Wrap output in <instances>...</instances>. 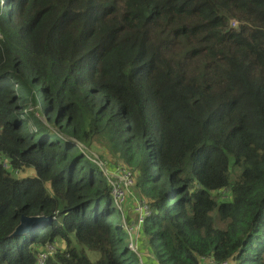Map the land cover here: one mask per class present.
<instances>
[{"label": "trees", "instance_id": "obj_1", "mask_svg": "<svg viewBox=\"0 0 264 264\" xmlns=\"http://www.w3.org/2000/svg\"><path fill=\"white\" fill-rule=\"evenodd\" d=\"M94 143L150 202L141 258ZM49 246L44 264H264V0H0V264Z\"/></svg>", "mask_w": 264, "mask_h": 264}, {"label": "rangeland", "instance_id": "obj_2", "mask_svg": "<svg viewBox=\"0 0 264 264\" xmlns=\"http://www.w3.org/2000/svg\"><path fill=\"white\" fill-rule=\"evenodd\" d=\"M51 130H52V132L58 134V130L55 127H51ZM61 133L62 132H60L59 136H61ZM106 148L107 147H104L101 143H98V144L94 143L92 145L83 144L82 152H83V154H85L87 159L98 169V171L101 174H103V176L107 179L108 184H110V186H112V184L114 183L113 176H115L114 172L116 171V169L124 167V168H127L130 170V168L126 167L122 161H120L116 157H114L110 151L106 150ZM33 175H34V171L28 170L26 174H24V175L20 174L19 177L33 176ZM136 178H138L137 175H136ZM133 180L135 183L134 173H133ZM139 204H146L148 207H150V202L148 200L142 199L140 190L138 188L135 189L133 187L132 189L129 190V194H127V199H126L125 204H123L120 207L113 205V207L117 211H119L121 218H122V220L120 219L121 221L112 220L113 224H115L116 226L118 224H121V227L128 234V230L130 227L129 224H130L131 220L135 224H137V222H138V216L134 212V208L137 207ZM131 237H132L133 242H135V240L138 239L137 232H135V234H133V236H131ZM144 239L145 238H142V234H141L140 240L141 241L143 240V243H144ZM130 243H131V238L128 235V239L127 238L124 239V245L127 246ZM144 245H145V243H144ZM140 250H141V248H140ZM143 252H145V250ZM146 254L149 255V253H146ZM147 258H149V256H147Z\"/></svg>", "mask_w": 264, "mask_h": 264}, {"label": "built area", "instance_id": "obj_3", "mask_svg": "<svg viewBox=\"0 0 264 264\" xmlns=\"http://www.w3.org/2000/svg\"><path fill=\"white\" fill-rule=\"evenodd\" d=\"M115 176H113L114 183L112 184V198L115 203V206H122L125 204L127 199V194H129V190L134 187L133 181V173L131 170L121 167L117 168L114 172ZM134 212L138 216L137 224L133 223V221L129 224L128 235L131 238V243L128 245L129 251L135 253L138 257L141 258L142 254L140 253V238L142 234V230L144 228L145 223L152 218L154 212L152 211L151 205L148 207L146 204H139L134 208ZM133 223V224H132ZM142 228V229H141ZM137 232L138 239L133 242L132 237L133 234ZM46 253H42L39 256V263L44 264L45 260L48 258L50 254H53L55 251V247L49 246L47 248ZM203 264H217L211 259L206 260ZM221 264H229V263H221Z\"/></svg>", "mask_w": 264, "mask_h": 264}, {"label": "water", "instance_id": "obj_4", "mask_svg": "<svg viewBox=\"0 0 264 264\" xmlns=\"http://www.w3.org/2000/svg\"><path fill=\"white\" fill-rule=\"evenodd\" d=\"M47 220L45 218H23L21 221V224L18 226V228L14 232L15 235H22L25 233H28L36 228H39L42 226V224H45Z\"/></svg>", "mask_w": 264, "mask_h": 264}, {"label": "crops", "instance_id": "obj_5", "mask_svg": "<svg viewBox=\"0 0 264 264\" xmlns=\"http://www.w3.org/2000/svg\"><path fill=\"white\" fill-rule=\"evenodd\" d=\"M148 256L149 258H147V256L144 257L147 258L146 261H144V264H158L155 257L152 254H149ZM141 264H143L142 260H141Z\"/></svg>", "mask_w": 264, "mask_h": 264}]
</instances>
